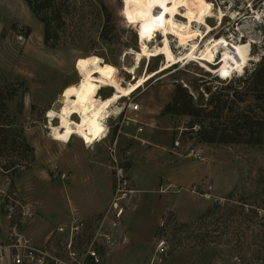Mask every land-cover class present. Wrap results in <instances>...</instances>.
<instances>
[{"label":"rangeland","instance_id":"rangeland-1","mask_svg":"<svg viewBox=\"0 0 264 264\" xmlns=\"http://www.w3.org/2000/svg\"><path fill=\"white\" fill-rule=\"evenodd\" d=\"M54 1L61 9L50 21L55 28L52 37L44 41L41 17L51 16L50 9L42 11V16L26 0H0V84L17 85L18 91L7 101L11 125L33 147L15 170L0 166L1 194L34 205L35 215L21 222V227L41 230L48 222L54 227L58 222L80 219L90 229L108 205L81 214L80 202L92 189V181L77 176V169H72L76 175L72 176L67 168L77 159L104 155L96 169L95 185L100 201L108 200L113 185L109 146L121 119L115 112L128 96L119 98L116 108L105 116L106 137L92 143L79 139L86 148L77 147L79 137L75 135L68 147L53 139L48 110L58 108L62 90L79 80L76 63L80 57H103L106 74L123 84L160 66V56L149 60L142 55L135 75L127 70L134 67L140 37L147 49L162 43L156 18L161 13L176 55L189 48L180 43L181 38L201 46L211 38L224 37L229 42H249V57L241 73L227 78L212 70L215 64H208L212 67L208 69L198 58L178 60L129 94L140 104L141 122L122 129L116 151L127 166L131 186L139 190L126 205L114 243L100 247V264H264V141H210L200 139V132L196 136L181 132L182 143L199 146L204 157L196 159L182 150L177 154L171 145L179 135L178 128L195 120L208 126L210 120H216L215 113L204 118L166 110L177 96H191L194 103L206 106L219 93L241 90L237 77L252 69L264 53V0H202L198 11L189 12L180 5L175 16L164 13L166 0ZM150 17L155 23L146 31L145 19ZM222 51L218 45L215 53L219 56ZM113 90L104 87L100 95ZM74 119L78 120L77 115ZM58 122L52 120L55 125ZM137 124L143 125L141 132L136 131ZM5 158L1 156L0 163ZM1 219L8 222L3 211L0 232ZM62 237L53 234L54 249L62 250ZM161 238L166 245L163 253L156 250Z\"/></svg>","mask_w":264,"mask_h":264},{"label":"bare ground","instance_id":"bare-ground-1","mask_svg":"<svg viewBox=\"0 0 264 264\" xmlns=\"http://www.w3.org/2000/svg\"><path fill=\"white\" fill-rule=\"evenodd\" d=\"M201 4L202 0H166L163 11L168 16H175L179 11L180 5L184 6L189 12H196L201 8ZM158 16H161V13ZM145 21H148L146 23L147 31V29L153 27L155 19L150 17V19H145ZM157 21H160L157 29L161 30L163 35L162 43L155 49H147L143 45V37H140L138 39V50L136 51L134 67L127 70L135 75L142 55H146V58L149 57V60L152 57L160 56L162 63L155 70L147 72L140 77L134 76L131 82L123 84L117 78L108 76L105 72V60L97 54L80 57L77 60L76 69L79 73V80L76 83L67 85L62 90L58 100L60 102L58 108L52 107L48 110L47 117L50 119V135L53 139L68 142L73 135L87 143H92L98 138L101 139L102 132L105 130V116L110 112V108H116L118 99L131 94L147 79L175 61L198 58L206 64L208 69L212 68L208 64H215L216 68H212V70L220 78H227L234 72H242L249 57V42H229L224 37H218L215 39L211 38L203 45L198 46L197 43L189 44L187 39L181 38L180 43L189 45V48H187L186 52L176 55L167 37L169 27L166 24V18L162 21ZM145 36L147 37L148 35ZM218 45L223 50L219 56L215 53ZM82 61L86 63H81ZM104 87H112L114 90L111 94L103 97L100 95V90ZM76 115L78 120L74 119ZM55 118L59 121L57 125L52 123Z\"/></svg>","mask_w":264,"mask_h":264},{"label":"built area","instance_id":"built-area-1","mask_svg":"<svg viewBox=\"0 0 264 264\" xmlns=\"http://www.w3.org/2000/svg\"><path fill=\"white\" fill-rule=\"evenodd\" d=\"M128 96L127 101H123L117 108L120 116L117 134L109 146L111 163L110 167L113 176V185L110 200L106 208L101 212L92 228L88 229L86 224L80 219H74L66 223L56 225L46 237L43 243L35 244L21 230V222L32 218L35 215L34 205L27 201L15 198L14 195L0 192V211L8 220L9 234L0 237V260L10 264H100V247L111 245L116 237L115 230L121 221L126 209V205L131 199L135 189L131 186L127 166L119 158L116 151L118 134L127 125L134 122L140 123L138 117L140 104ZM110 110H114L111 109ZM105 130L102 138L107 136L108 125L104 121ZM143 125L137 124L136 131L140 132ZM179 135L172 140L171 149L179 154L180 150L188 156L196 159H203V150L187 142L183 144L180 140L181 132L190 133L196 136L202 129L200 121H193L190 124L180 126ZM129 134V133H126ZM139 138L137 134H132ZM101 138V139H102ZM100 139V138H98ZM84 143H87L84 141ZM211 185L207 186L210 189ZM1 191V190H0ZM7 197V198H6ZM53 234L62 235V250L54 249ZM165 240L157 241L156 250L163 253L165 250Z\"/></svg>","mask_w":264,"mask_h":264},{"label":"trees","instance_id":"trees-1","mask_svg":"<svg viewBox=\"0 0 264 264\" xmlns=\"http://www.w3.org/2000/svg\"><path fill=\"white\" fill-rule=\"evenodd\" d=\"M26 2L41 15L42 11L47 12L50 9V14H52L50 18L41 17L45 26L43 38L44 41H49L55 29L50 21L53 15L59 14L61 4L54 0H26ZM236 81L241 85V90L219 93L210 98L206 106L194 103L191 96L188 98L177 96L171 101L173 106L167 107L166 110L202 114L204 118L210 117L214 112L213 116L216 120H210L209 125L205 127L201 123L200 139L260 143L264 141V53L261 54L254 67L250 70L245 69ZM17 91L18 87L13 82L0 84V160L1 156L7 159L5 163H0V166L5 170H15L16 166L23 165L21 157L24 158L26 153H30L33 148L11 125L12 116L8 111L7 101ZM237 92H242L245 96L236 97ZM241 103L245 104L241 105ZM251 105L254 106V110L250 107ZM28 162L26 160L25 167L28 166Z\"/></svg>","mask_w":264,"mask_h":264},{"label":"crops","instance_id":"crops-1","mask_svg":"<svg viewBox=\"0 0 264 264\" xmlns=\"http://www.w3.org/2000/svg\"><path fill=\"white\" fill-rule=\"evenodd\" d=\"M76 139H77V141H79V143L77 144L78 148H81V147L82 148H86L81 143V141H80V140H82L81 138H76ZM61 144H63V146H67L68 147V145L70 143L68 144V142L66 143V142H62L61 141ZM75 146L76 145H74V147ZM64 156L68 157V154H66ZM103 157H104V155L103 156H98L97 155V156L92 157V158H86V159L84 158V160H82V161H80V159H77V162L75 164H72L70 167L67 168V170L71 171L70 174L72 176H76L75 173H73L72 169L73 170L77 169L78 170V175L77 176H83L84 178L85 177L86 178H90L91 181H92V189L88 190L87 193L84 194V196L82 197L81 202H80V204L81 203L83 204V207L80 210V213L81 214L83 213V215L92 214V213H94L96 211L103 210L105 205L108 204V200H109L110 196L108 197V200L100 201V198H99L100 195L98 194L99 192H98V190L96 188V185H95L96 184L95 182H97L96 169H97L98 165L102 164V161L104 160ZM70 158L71 159H76V157H74V156H72ZM68 160H69V157H68ZM100 160H102V161H100ZM109 173H110V171H109ZM72 176H71V179L73 180ZM110 182H111V176H110V181H109L107 189H109ZM134 189H135V192H137L136 190H139L138 188H134ZM111 191L112 190H110V195H111ZM73 206L76 207L75 204H73ZM63 214L67 215V213H63ZM38 219H39V221L41 220V218H38ZM41 223H42V220H41ZM58 224H59V222L56 225H58ZM54 227H53V225L50 222H48V223L45 224V226L41 230L35 229V227H34V229L33 228L29 229V227L26 226V225L21 227V230L30 238V240L33 243L41 244V243L44 242V240L46 239V237L49 235L50 231ZM0 233H1L0 237H6V235L9 234V226H8V222L6 221V219H1V232ZM0 264H10V263H8L7 261H1L0 260Z\"/></svg>","mask_w":264,"mask_h":264},{"label":"snow or ice","instance_id":"snow-or-ice-1","mask_svg":"<svg viewBox=\"0 0 264 264\" xmlns=\"http://www.w3.org/2000/svg\"><path fill=\"white\" fill-rule=\"evenodd\" d=\"M161 7L163 8V4H161ZM156 18H157V20H161L162 21V16H157ZM81 63H86V62L82 61Z\"/></svg>","mask_w":264,"mask_h":264},{"label":"water","instance_id":"water-1","mask_svg":"<svg viewBox=\"0 0 264 264\" xmlns=\"http://www.w3.org/2000/svg\"><path fill=\"white\" fill-rule=\"evenodd\" d=\"M236 54V53H235ZM216 73V72H215Z\"/></svg>","mask_w":264,"mask_h":264}]
</instances>
